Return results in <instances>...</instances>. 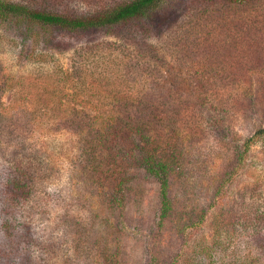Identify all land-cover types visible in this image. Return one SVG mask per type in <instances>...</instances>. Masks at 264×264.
<instances>
[{
  "label": "rangeland",
  "instance_id": "374dc122",
  "mask_svg": "<svg viewBox=\"0 0 264 264\" xmlns=\"http://www.w3.org/2000/svg\"><path fill=\"white\" fill-rule=\"evenodd\" d=\"M190 2L175 0L152 39L161 49L170 46L169 66L155 67L153 82L165 75L176 82L173 118L189 134L184 170L170 178L167 217L159 220V184L143 169L129 168L121 203L96 200L110 219L102 238L91 224L88 197L72 179L76 137L66 130H20L19 143L0 151V264H264V142L250 148L241 166L236 159L242 140L264 125V1L197 25ZM103 40L113 39L0 21V82L7 79L13 88L52 82L60 70L70 71L76 50ZM177 82L192 88L206 82V106L195 107ZM10 97L3 96L5 106ZM16 156L38 158L46 167L27 203L4 195ZM97 239L102 254L95 253Z\"/></svg>",
  "mask_w": 264,
  "mask_h": 264
},
{
  "label": "trees",
  "instance_id": "16d2710c",
  "mask_svg": "<svg viewBox=\"0 0 264 264\" xmlns=\"http://www.w3.org/2000/svg\"><path fill=\"white\" fill-rule=\"evenodd\" d=\"M263 1L191 0L188 14L197 25L199 21L224 20ZM174 2L0 0L1 22L17 20L30 30H59L77 38L87 33H105L113 39L76 50L70 71L60 70L52 82H32L18 88H13L7 79L0 82V151L10 145L15 147L19 131L24 129L66 130L74 135L77 150L70 159L72 179L80 185L79 192L88 197L91 224L103 231L102 238L110 219L96 200L121 203L131 181L129 168L143 169L159 184L160 221L172 210L170 178L184 170L182 161L189 134L186 126L173 118L178 113L171 100L176 82H169L167 75L153 82L154 68L158 72L159 66H169L166 50L170 46L161 49L152 39L153 31L166 21ZM79 5L85 7L84 12H76ZM184 31L188 36L189 30L184 27ZM125 49L131 53H125ZM100 59L105 60L103 65ZM58 79L62 82H55ZM191 84L177 82L195 107H205L209 100L208 89L204 91L206 82H198L194 88ZM240 84L237 90L247 95L249 90ZM8 92L11 97L5 106L2 98ZM259 141L264 142V125L242 140L236 157L238 166ZM11 161L4 195L8 200L27 203L44 179L46 167L38 158L29 156H16ZM96 250L97 254L103 252L98 239Z\"/></svg>",
  "mask_w": 264,
  "mask_h": 264
}]
</instances>
